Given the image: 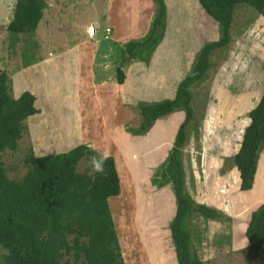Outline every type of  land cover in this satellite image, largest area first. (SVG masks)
<instances>
[{
	"label": "rangeland",
	"instance_id": "374dc122",
	"mask_svg": "<svg viewBox=\"0 0 264 264\" xmlns=\"http://www.w3.org/2000/svg\"><path fill=\"white\" fill-rule=\"evenodd\" d=\"M163 2L165 16L162 18L159 30L155 29L154 40L143 47L130 50L129 45L143 42L151 35L153 21L159 12L158 0H44L42 19L36 30L32 33L22 34L11 33L7 29L13 19L16 0H0V78L9 87V93L13 99L26 89L32 91L37 99L38 107L36 117L23 121L24 130L17 142L16 149L5 150L2 153L3 167L8 179L20 182L30 170L28 160L33 156L64 153L79 145L78 138L74 137L75 131H68L72 121L65 118L69 114L64 110L70 103L69 99H74L76 86L88 84L93 80L99 83L117 81L118 69H121L124 75L126 65L140 62L149 57L158 42L160 43L157 50L158 55L154 60L156 71L164 70L165 63L170 66L174 61H177L179 53L181 57L180 49L184 44L190 43L191 40L194 41L199 23L196 18H193L194 8L189 6L191 4H185L191 0H163ZM91 25L97 30V33L88 37L86 30ZM201 25L205 24L201 23ZM106 27L112 30L109 39H105L104 29ZM231 33L233 41L228 44L227 50L225 48L222 51L212 52L215 68L211 72V79L222 78V82L227 84V79L231 78L245 87L251 81L259 90H262L264 87V19L249 6L241 4L234 12ZM67 48H79L80 54L82 50L85 51V54L80 55L79 67L77 64L74 68L67 66L63 68L56 62L51 65L50 61L57 60L59 54ZM172 49H177L178 53L175 55L174 51L172 53ZM89 52H95L92 65L88 64L87 54ZM73 56V54H69L64 58L71 60ZM252 59L260 61V65L257 67L259 69L253 65L249 66ZM29 74L35 77L31 78L28 76ZM43 75L51 77V83L55 87L52 88L56 92V102L45 101ZM132 79L134 80V78ZM141 84V87H138L139 91L141 89L146 91L158 89V85L155 87L154 82L151 84L142 82ZM195 89L196 87L192 89V92ZM215 92L212 85L204 86V88L201 86L195 92L197 93L196 101L194 100L196 120L189 131L202 132L200 136L203 145L209 141L213 131L231 130L233 122L235 123L234 131L242 129V111H239L235 121H230L226 111L231 105L232 111L235 112L233 104L220 102L218 98L217 101H207V95H212ZM65 99L67 102L64 101L61 104ZM135 108V106L132 107L133 111ZM138 120L136 116H133L126 124L127 132L131 136L136 134ZM91 123L95 122L91 119L86 127L89 128ZM67 127L68 130H65ZM87 133L98 140L102 131H87ZM206 137L207 140L204 142ZM156 145H147V148H158L153 155H159L163 150ZM88 149L93 152V155L83 158L76 165V172L93 177L97 171V162L102 161L104 156L100 149L90 147ZM203 149L202 147V151ZM130 153L135 152L122 151L121 157H118V169L125 189H129L130 183L141 182V180L144 182L145 179L146 182L152 181L154 184L156 181L154 176L159 168L145 166L141 163L142 159L137 158L138 161H134ZM182 154L184 165L187 167L191 164L196 165L200 160H203L200 142L193 136V133L190 134ZM230 168L226 165L224 170L228 171ZM219 176L223 177L224 172ZM219 179H217V185L223 186L222 179ZM158 200L163 199L154 197L150 205L151 209L146 208L147 214H145L148 222H151L153 218L161 219L162 204H159ZM124 201L127 215L123 216L122 214L116 218L117 230L122 241L119 250L123 264H125L124 260L127 261V264L156 263V258L163 255L166 252L164 250H167L163 248L165 247L162 236L164 234L161 233L160 236H157V247H160L161 244V248H157L154 246L155 236L148 239L146 237L148 233L143 231L147 227L152 229L153 226L145 225L144 229L138 226V230L135 227V230L143 236L144 245L148 244L149 248L145 251L144 245L138 242L139 236H135V234L132 236L133 234L129 231L131 227H129L130 216L128 217V215H130V210L136 209V206L132 209V202L127 197ZM230 202L233 204L231 197ZM111 205L114 213V201L111 202ZM168 207L171 209V203ZM222 213L225 220H221L219 225L209 224V222L198 223L199 230L206 232L211 229L214 234L213 237L208 238V243L211 245V249H209L211 253L217 255L215 258H211L208 264H249L246 260V250L240 249L244 244L245 229L239 224L232 230L239 218L238 208L233 204L232 211ZM141 216L142 214H140ZM231 220H233V224L229 223ZM64 242L65 244H62L59 249V263L84 264L85 258L81 247L87 242V239L76 243V234H70L66 236ZM5 253L6 251L0 247V264H2V256ZM250 264H264V254H261L257 260Z\"/></svg>",
	"mask_w": 264,
	"mask_h": 264
},
{
	"label": "trees",
	"instance_id": "16d2710c",
	"mask_svg": "<svg viewBox=\"0 0 264 264\" xmlns=\"http://www.w3.org/2000/svg\"><path fill=\"white\" fill-rule=\"evenodd\" d=\"M198 2L218 23L219 40L200 48L189 73L179 83L174 99L138 104L142 116L136 131L138 135L145 134L157 119L176 111L184 112L167 160L154 176L157 187L171 184L176 200L170 234L177 264H204L191 243V224L196 215L225 220L217 209L197 204L185 188L181 149L196 120L192 89L204 81L212 52L228 46L237 6L247 5L264 18V0ZM158 3L159 12L153 21L151 35L143 42L129 45L130 50L154 40L155 29L159 30L165 16L163 0ZM44 7V0H16L8 31L15 34L34 32ZM123 78V72L118 69L117 82L123 83ZM34 103L35 97L28 91L13 99L9 87L0 78V247L6 251L2 264H60L59 249L70 234H76V243L87 239L81 247L84 264H123L108 205V199L120 193L113 157L97 162L102 170H97L93 177L78 174L76 165L87 155H93L87 146L79 145L64 153L33 156L28 160L30 170L20 182L7 178L2 153L16 149L24 130L23 121L38 113ZM249 118L239 151L225 160V165L237 168L241 192L252 189L258 158L264 148V92ZM246 242L250 244L246 249V260L250 264L264 254V203L250 213L244 232V244Z\"/></svg>",
	"mask_w": 264,
	"mask_h": 264
},
{
	"label": "crops",
	"instance_id": "0c3cea01",
	"mask_svg": "<svg viewBox=\"0 0 264 264\" xmlns=\"http://www.w3.org/2000/svg\"><path fill=\"white\" fill-rule=\"evenodd\" d=\"M185 4H191L189 6H192L194 8L195 14L193 15V18L197 19L199 27L197 29L198 32L196 33V37H194V41L191 40L190 43L184 44L182 46V49H180V52L182 51V54L181 57L180 53L178 54L179 59H177V61H174V63H172L170 66L165 63L164 70L156 71V67H154V60L158 55L157 50L159 47L158 45H160V43L158 42L149 57L142 59L140 62H132L128 66L126 65L124 67L123 83L119 84L115 80L112 82L103 81L99 83L93 80L92 82H88V84L84 83L85 85L76 86L77 90L75 91L76 95L74 99L70 98L69 105L64 109L65 112L69 114L68 117L65 118H68L74 123L73 124L71 122L69 130L68 127L65 130L75 131L74 137L76 136L75 138H78L79 145L85 144V146H88L92 149H100V151L103 153L104 158L108 156L114 158L117 174L119 177L120 193L115 197L109 198L108 205L116 235L118 237L119 249L121 248L122 241L117 230L116 218L117 216L122 214L123 216L127 215V207H125L126 203L124 201L126 197L131 200L132 209L134 208V206H136V209H134V211L130 210V215H128V217H131H129V227H131V229L129 230L127 228V230L131 231L130 233L133 234L132 236H134V234L135 236H139V238L137 237L138 242L144 245V238L139 234V231H137L138 226H141L140 228H143V226L145 225L153 226L152 229L150 227H147V229L143 228V231H146V233H148L146 235L148 239L155 236V247H157V236H160L161 233L164 234L162 235L164 237L163 239L165 243V247L163 248L167 250H164L166 252H164L163 255L158 256L155 260L156 263L153 262V264H177L176 255H174V246L170 234V223L176 213V200L172 191V186L171 184H166L161 187H157L155 183L153 184L152 181L146 182L145 179L144 182L141 180V182L137 181L130 183L129 189L126 190L118 169V157H121L122 151L131 150L135 152L130 153L131 156H133L134 161H138L137 158L142 159L143 162L141 163H143L145 166L160 168L166 162L168 153L173 147L178 127L184 119L183 111H176L157 119L153 126L145 134L142 135L135 134V136H131L130 133L127 132L128 130L126 129V124L130 122L133 116H136L139 119L137 129L139 128L142 121L141 112L138 107V104L140 102L153 103L174 99L179 83L189 73L200 48L205 44L218 41L220 38L218 23L204 12L198 0H191V2ZM254 12L258 14L256 11ZM201 23H204L205 25L203 26L201 25ZM106 24H108L107 21ZM95 31V33H97V30ZM230 36L231 39L229 44L233 41L231 30ZM78 49L67 48L66 50L62 51L61 54H59L57 60H55L54 62L50 61L51 65L56 62L61 64L63 68L66 66L68 68H74L79 62L80 55L85 54V51L83 50L80 54V49ZM173 51L175 55L178 53L177 49H172V53ZM69 54L74 55L72 58L73 60L64 58ZM87 56L88 64L92 65L95 52H89ZM212 59L213 54H211L210 56V67L207 71L204 81L198 84L196 86V89L192 92L193 99L196 101L197 93L195 92H197V88L199 90L201 86H203L204 88V86L212 85L213 89L216 92L212 95L208 94L207 97L209 98L206 97L207 101H217L218 98L220 102H225L229 105L233 104L235 112L232 111L233 107L231 105L228 106V109L226 111L227 117L230 121H235L238 117L239 111H242V129L241 131H234L235 123L233 122L231 124V130L229 131H213L209 141L204 145L202 144V139L200 136L202 132L189 131L187 140L183 148L188 143L190 134L192 135L193 133V136H195L200 142V151L203 160H200L196 165L191 164L187 167L184 165L182 157L183 148L181 149V161L184 169V183L186 191L197 204L213 207L218 211L225 213L232 211V205L234 204L235 207L238 208L239 218L237 219L236 225H232V230L239 224H241L246 230L251 211L255 210L257 207L264 203V148L260 152L258 158L253 187L251 190L246 192H241L239 190L240 177L237 168L235 166H231L230 170H224L226 168L225 160L228 158H232L239 151L245 129L250 124L249 113L258 105L263 95L264 87L262 88V90H259L258 87L253 85L251 81L246 84L245 87V85L242 86L236 83L231 78L227 79V84L222 82V78H215L214 80L211 79V72H213L215 68V64ZM252 65L256 69H259L257 67H259L260 61H253L252 59L249 63V66ZM28 76L31 75L29 74ZM32 77L34 78L35 76L32 75L31 78ZM130 77L134 78V80L132 78L130 79ZM50 79L51 77L49 78L46 75H43L42 77V82L45 85L43 96L45 98V101L47 102H56V92L52 88L54 86L51 83ZM47 80L50 81L46 82ZM142 82L149 84L154 82L155 87H157L158 85L159 91H157L158 89H155V91L154 89L151 91L141 89L139 91L138 87L142 85ZM156 82H158L157 85ZM51 89L54 92L50 91ZM26 90L33 94L29 89ZM26 90L22 91L18 95V97ZM61 93H63L62 90ZM64 101L67 102V99L63 100L61 104H63ZM58 104L60 106L59 101ZM34 106L36 109H38L36 98ZM133 106L136 107L134 111L132 109ZM60 107L62 108V105ZM36 116L37 114L27 118L26 120H30ZM91 119L95 123H91L90 127L92 128L89 129L90 127L88 128L86 126L89 125ZM87 131H102V133H100L101 137H99V139L97 140L91 137L90 134L88 135ZM206 140L207 137L206 139H204V142ZM150 144H157L156 146L163 149L161 151L162 153H159V155H153L156 153L158 148H147V145ZM131 146L134 147V149H132ZM202 147L204 148L203 151ZM41 156L42 155H38V157ZM223 172L224 176L220 177L219 175H222ZM219 178L222 179L224 183L223 186L217 185V179ZM154 197L163 199L158 200V203L162 204V212L160 213L161 219L156 220L155 218H153L151 222H148V218L146 216V208L149 210L151 209L150 205L154 200ZM230 197L233 200V204L230 202ZM113 201L115 205L114 213L112 211L111 205V202ZM170 203L171 209H169L168 207ZM140 214H142L141 217ZM156 214L157 213L155 212V215ZM136 215H139V217L137 218ZM199 222H209V224L212 223L216 225H219L221 222L217 220L207 219L200 215H196L192 220V246L196 251L199 261L203 262L204 264H208L211 258L213 259L217 255L211 253V250H209L211 249V245L210 243H208V238L213 237L214 234L211 229L206 232L199 230ZM229 223L233 224V220H231V222ZM135 227L137 230H135ZM220 228L222 227L220 226ZM225 240L227 241V238H225ZM249 245V242H246L240 249L246 250ZM159 246L160 247L157 248H161V244ZM147 248H149L148 244H145V251L147 250ZM124 263L127 264V261L124 260Z\"/></svg>",
	"mask_w": 264,
	"mask_h": 264
},
{
	"label": "built area",
	"instance_id": "2783aa9c",
	"mask_svg": "<svg viewBox=\"0 0 264 264\" xmlns=\"http://www.w3.org/2000/svg\"><path fill=\"white\" fill-rule=\"evenodd\" d=\"M87 34L89 36H93L95 34V28L91 25V26H88L87 30H86ZM111 33H112V30L110 28H106L104 30V34H105V39H109L110 36H111Z\"/></svg>",
	"mask_w": 264,
	"mask_h": 264
},
{
	"label": "clouds",
	"instance_id": "9594fccd",
	"mask_svg": "<svg viewBox=\"0 0 264 264\" xmlns=\"http://www.w3.org/2000/svg\"><path fill=\"white\" fill-rule=\"evenodd\" d=\"M96 168H97V170H102L100 164H97V165H96Z\"/></svg>",
	"mask_w": 264,
	"mask_h": 264
}]
</instances>
